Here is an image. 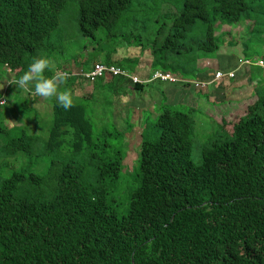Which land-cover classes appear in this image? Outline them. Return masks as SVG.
Returning a JSON list of instances; mask_svg holds the SVG:
<instances>
[{"label":"trees","instance_id":"trees-1","mask_svg":"<svg viewBox=\"0 0 264 264\" xmlns=\"http://www.w3.org/2000/svg\"><path fill=\"white\" fill-rule=\"evenodd\" d=\"M165 3L176 14L162 42L149 45L145 79L156 70L193 77L198 57L219 48L217 24L246 22V33L264 39V0H76L78 30L126 34L130 45L151 31ZM66 5L0 0V66L18 77L33 57L49 52ZM120 60L101 63L129 71ZM98 79L127 78L105 72ZM3 116L16 113L0 107V162L23 153L48 164L43 174L0 175V264H264V91L240 113L215 120L198 162L193 116L163 103L141 129L138 183L120 214L111 194L122 175L123 134H95L81 102L68 110L53 102L48 135L36 150L38 136L27 128L16 133Z\"/></svg>","mask_w":264,"mask_h":264},{"label":"rangeland","instance_id":"rangeland-1","mask_svg":"<svg viewBox=\"0 0 264 264\" xmlns=\"http://www.w3.org/2000/svg\"><path fill=\"white\" fill-rule=\"evenodd\" d=\"M173 8L168 3L163 4L161 15H158L150 25L151 31L148 34L142 33L140 39H132V43L129 45L126 34L108 35L104 29H99L92 36H83L78 30L76 0H67L66 8L60 15L59 24L49 39L51 50L46 54L57 61L56 70L67 71L70 74L61 87L70 89L76 102H81L86 106L87 115L94 126L95 134L105 135L103 131L110 132L112 135L114 132L123 134L122 151L125 156L123 170L118 187L111 194L113 196L112 203L119 214L127 210L129 192L138 183L137 168L141 129L154 122L163 103L181 111L190 112L193 116L195 142L192 159L194 162H198L201 146L207 136L212 134L217 127L215 120L232 117L236 112L240 113L245 105L250 104V99L254 97L255 91L256 93L264 91V69H260V73L256 74L254 65L239 66V60L246 57H263L264 59V39L257 38L254 33H246V22L234 26L220 25L218 27L217 24L216 34L220 35L219 48L213 53L201 54L203 58H209V60H201L199 69L197 68V72L190 78L191 80L209 82L216 70L223 72L235 70L236 78L231 80L223 77L221 80L209 82L205 88H195L191 83L183 84L180 81L174 83L152 82L144 85L143 90L138 91L132 85L121 87L115 81L98 79L93 82L83 78L82 80L79 77L80 70L88 69L89 64L94 60L107 62L108 60L118 59L119 61L121 59L120 61L128 67L131 74H133L134 68L136 69L139 65L138 60L141 65L148 63L151 57L149 45L158 46L162 42L172 18L176 14V10ZM147 11L152 12V10ZM0 74L2 76L0 86H2L3 79L7 78L3 66H0ZM141 74L146 76L145 73ZM76 79L81 80L80 88L74 84ZM237 80L240 82L238 81L239 83L236 84ZM15 84L14 82L10 83V94H7L8 103L4 106L9 110H13L14 106H17L21 95V91L15 87ZM1 89L2 87H0V92ZM249 97L250 99H248ZM245 98L244 105L241 101ZM37 100L41 102L40 110L36 104V108L39 110L38 114L36 112L37 116H32L38 118V123L34 126L25 122L21 128L22 124L17 121L18 118L15 120L13 118L3 119L8 127H19L15 130L16 133L18 130L27 128L29 133L36 134L39 138V142L35 145L36 150L41 147L48 135L52 118V104L55 102L40 97H37ZM232 102L236 105L233 106ZM20 106L26 107L22 103ZM19 114L20 112L17 113V115ZM21 116L25 117L26 114L22 113ZM117 142L116 139L113 140L114 145ZM47 164L44 157L29 158L23 153H18L17 157L8 163L3 160L0 162V175L7 176L14 169L32 170L43 174L47 169Z\"/></svg>","mask_w":264,"mask_h":264},{"label":"clouds","instance_id":"clouds-1","mask_svg":"<svg viewBox=\"0 0 264 264\" xmlns=\"http://www.w3.org/2000/svg\"><path fill=\"white\" fill-rule=\"evenodd\" d=\"M56 64L57 61L47 54L33 57L26 69L18 77L9 79V82L16 83L17 89L32 97L53 100L68 110L74 106L76 100L70 89H62L61 86L70 74L56 70ZM7 103V97L0 99V107L4 108Z\"/></svg>","mask_w":264,"mask_h":264},{"label":"built area","instance_id":"built-area-1","mask_svg":"<svg viewBox=\"0 0 264 264\" xmlns=\"http://www.w3.org/2000/svg\"><path fill=\"white\" fill-rule=\"evenodd\" d=\"M241 64H259V65H263V62L261 60L257 61V62H251L249 59H244L240 61ZM9 71V69H8ZM105 72L110 73L111 75L114 76H123L125 78H128L132 83H147V82H151V81H155V80H159L161 82H183V83H191L193 84V86L195 88H205L207 86V84L209 83L208 81H204V80H197V79H186L183 78L181 76L178 75H174L170 72H163V71H159L156 70L154 72H152L149 77L145 80H141L140 78H138L136 75L134 74H130L128 71L124 70L123 68L111 64V65H106L103 64L101 62H95L92 67L85 71L82 76L83 78H85L88 81H94L96 79H98L99 77H101ZM234 72L233 71H226L223 72L221 70H216L213 73V81L214 80H221L223 77L225 78H233L234 77ZM0 99H4V97H1Z\"/></svg>","mask_w":264,"mask_h":264},{"label":"crops","instance_id":"crops-1","mask_svg":"<svg viewBox=\"0 0 264 264\" xmlns=\"http://www.w3.org/2000/svg\"><path fill=\"white\" fill-rule=\"evenodd\" d=\"M202 58V59H201ZM244 59H247V58H244ZM244 59H242V60H244ZM201 60H209V58H203V56H199L198 57V59H197V68L199 69V63H200V61ZM251 62H257V61H259V60H261L262 62L264 61V60H262V59H260L259 57H255V58H252V59H249ZM116 61H118V59L116 60H114V62H116ZM241 60H239V62H240ZM101 62V61H100ZM149 62H150V60H149ZM149 62L148 63H146L145 64V66L146 67H149ZM209 62V61H208ZM104 63V62H103ZM138 63H139V65H137V67H136V69L134 68V72H133V74L134 75H137L138 77H140L141 79H145V77L143 76H140V74L141 73H145V74H147V69L146 68H141L142 66H143V64L141 65V62L140 61H138ZM210 63H211V61H210ZM240 65H258V66H261V68H264V65H259V64H241V63H239V66ZM85 71H87V70H85ZM85 71H80V73H78V75H80L79 77L82 79L83 78V76H82V74L85 72ZM227 71H233L234 72V74H235V70H227ZM129 72V71H128ZM130 73V72H129ZM140 73V74H139ZM5 74H6V76H7V78L6 79H3V87H2V89H1V93H2V96H0V98L1 97H7V94H10V83L11 82H9V79H12V78H15L14 77V75H13V73H11L10 71H8V68L7 67H5ZM131 74V73H130ZM12 77H11V76ZM234 78H236V76L234 75V77L233 78H230V80L231 79H234ZM83 79H85V78H83ZM82 79V80H83ZM213 79H214V77H213V74H212V77L209 79V82H211V81H213ZM130 80L127 78V79H123V80H121L120 82H118L119 84L118 85H120L121 87H124V86H130V85H132V84H130L131 82H129ZM239 80H237L236 81V84L237 83H239L238 82ZM152 82H159V81H151V82H147V83H143L144 85H146V84H149V83H152ZM160 83H165V82H160ZM74 84L77 86V87H81L82 86V83H81V80H79V79H76V81L74 82ZM183 84H187V83H183ZM16 88H17V86H15ZM207 87V86H206ZM11 91H12V89H11ZM21 91V90H20ZM8 98V97H7ZM20 98H22V99H25L26 101H27V107H25V110L24 111H20V106H14V111H17L16 112V117L15 116H3V118L5 119V120H7V119H10V118H13L14 120H15V118L17 119V120H19L18 122L20 123V124H22V125H24V123L26 122V123H30L32 126H34L36 123H38V118L37 117H32V116H37V114H38V112H39V110H40V100L38 101L37 100V97H32V96H30V95H28V94H26V93H24V92H22L21 91V95H20ZM248 99H250V97L248 98ZM244 100H246V98L245 99H243L242 100V102H245ZM36 104H37V106H38V108H39V110L36 108ZM231 104H233V106H235L236 104L234 103V102H232ZM230 104V105H231ZM13 107V106H12ZM19 111H20V114L19 115H17V113H19ZM36 112H37V114H36ZM26 114V116H28V117H24V116H21V114ZM34 114V115H33ZM31 125H29V126H31Z\"/></svg>","mask_w":264,"mask_h":264}]
</instances>
